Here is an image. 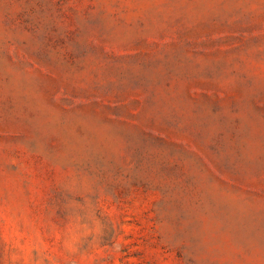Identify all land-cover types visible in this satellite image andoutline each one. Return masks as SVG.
Returning a JSON list of instances; mask_svg holds the SVG:
<instances>
[{
    "label": "rangeland",
    "instance_id": "obj_1",
    "mask_svg": "<svg viewBox=\"0 0 264 264\" xmlns=\"http://www.w3.org/2000/svg\"><path fill=\"white\" fill-rule=\"evenodd\" d=\"M0 264H264V0H0Z\"/></svg>",
    "mask_w": 264,
    "mask_h": 264
}]
</instances>
